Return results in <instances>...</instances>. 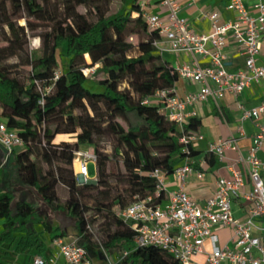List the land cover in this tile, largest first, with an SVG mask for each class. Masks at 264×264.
Masks as SVG:
<instances>
[{"label": "trees", "instance_id": "obj_1", "mask_svg": "<svg viewBox=\"0 0 264 264\" xmlns=\"http://www.w3.org/2000/svg\"><path fill=\"white\" fill-rule=\"evenodd\" d=\"M141 1L121 0L120 9L106 16L103 6L108 0H0V8L9 4L14 19L21 18L23 9L51 24L39 37L41 55L26 60L31 72L24 83L12 76L5 62L22 51L27 24L16 26L8 17L4 19L11 37L0 48V123L23 141V148L11 153L18 181L53 212L73 220L85 251L127 252L121 264H179L159 248L134 247L130 223L116 216L137 199L151 197V205L161 203L163 192L156 196L157 182L151 175L155 171L172 174L175 159L195 155L190 144L188 152H182L179 139L195 134L200 125L191 118L181 133L159 112V106L145 103L157 91L172 88L179 77L161 59L154 45L159 36L140 17ZM80 6L85 13L77 11ZM91 15L93 21L88 18ZM131 36L138 38L136 45L127 40ZM94 66V73L84 76L82 70ZM102 135L114 141L112 157H121L124 174L116 176L114 184L107 173L111 156L94 140ZM59 136L71 139L58 141ZM84 146L92 147L96 157L94 184L77 182L74 153ZM58 185L67 190L64 200L56 194ZM13 199L9 191L0 194L4 221L0 247L9 246L14 234L22 233L16 251L41 253L43 234L53 235L52 239L65 236L27 201H17L12 210ZM36 226L42 231L37 232Z\"/></svg>", "mask_w": 264, "mask_h": 264}, {"label": "built area", "instance_id": "obj_2", "mask_svg": "<svg viewBox=\"0 0 264 264\" xmlns=\"http://www.w3.org/2000/svg\"><path fill=\"white\" fill-rule=\"evenodd\" d=\"M144 0L139 4L140 17L149 31L157 32L159 40L164 38L173 52H186L191 56L200 55L209 59V67L201 68L196 63L175 69L178 77L189 79L201 85L195 94L179 98L173 87L157 91L145 103L159 106V112L175 124L180 132L189 118L195 113H185V106L211 99L216 101L224 94L239 96L251 83L264 79V64H258V57L264 45V0H257L253 6L255 12L245 10L241 0H230L227 10L235 13L232 21L219 23L218 13L208 15L211 31L207 34H195L189 23L179 17V6L176 0H162L167 11L165 19L143 12ZM137 16V15H134ZM232 40L244 57V68L230 72L226 69L224 48ZM158 42V41H157ZM157 42L154 45L157 48ZM96 66L82 70L84 76L92 75ZM57 78V73L55 75ZM49 88H46V92ZM41 103V102H40ZM240 121H251L255 133L245 155L237 145V139L230 135L220 138L208 146V153L220 161L227 151H234L238 158L235 164H241L242 170L231 166L229 178H219L213 194L202 203L194 200L184 189L185 179L193 172L189 158L174 169L173 173L179 182L178 188L169 193L165 201L151 205L152 198L134 200L125 209L117 211L116 216L130 223V242L134 247L153 246L168 253L179 264H264V162L258 153L264 148V101L258 106L246 109L239 106ZM241 133V128H239ZM195 140L194 136L182 135L179 142L182 152L187 153L186 145ZM0 146L7 152L23 148V141L18 135L0 123ZM96 162L93 150H78L74 153L73 165L78 166L76 177L78 184H94L88 179L89 163ZM156 196L163 192L164 175L155 171ZM199 178L202 177L197 172ZM245 178L249 189L244 190ZM244 201L248 204L243 219L234 218L232 203ZM230 228L232 231L231 246L218 245L215 235L217 229ZM93 241L99 244L93 230L88 227ZM208 241L211 250L204 251ZM52 254L43 258L34 257L29 264H57L61 259L65 264H91L85 249L76 240L68 241L64 237L51 240ZM105 254V251L100 248ZM205 254L203 263L195 261ZM127 255L123 252L122 258Z\"/></svg>", "mask_w": 264, "mask_h": 264}, {"label": "crops", "instance_id": "obj_3", "mask_svg": "<svg viewBox=\"0 0 264 264\" xmlns=\"http://www.w3.org/2000/svg\"><path fill=\"white\" fill-rule=\"evenodd\" d=\"M144 1V7L142 9L144 13L157 15L161 19L166 18L167 11L161 4L162 0ZM229 1L230 0H176L179 6V17L185 19L189 23L191 31L195 34H207L211 31V24L208 18V15L211 13H218L219 23L232 21L235 18V13L227 10L226 7ZM241 2L247 12H255L253 6L257 3V0H241ZM157 43V49L161 59L174 69L183 65L192 67L195 63L201 68L210 66L208 58L200 55L191 56L186 52H173L170 49L169 43L164 38L158 40ZM224 54L226 56V69L228 71L234 72L244 68V57L239 47L232 40L227 41ZM257 63L264 64V45H262ZM200 87L201 85L198 83L179 77L173 89L176 95L183 99L187 95L197 93ZM262 101H264V79L256 83H251L237 97L226 93L221 99L216 101L207 99L203 102L185 106V113L190 114L194 112L195 116L193 118L200 122L195 134L188 133L189 136L195 137V140L190 143L191 149L195 152V155L189 158L193 167V172L186 177L184 183V189L187 194L197 202L202 203L213 194L216 189V182L219 178H229L231 176V166L242 170L241 164H235L238 158L236 152L227 151L225 153V158L220 161L214 155L208 153L209 144L217 139L232 135L237 139V145L241 154L245 155L246 150L251 145V138L255 133V128L249 120L240 121L241 112L239 106L249 109L258 106ZM152 103L155 104V100H153ZM239 128H241L242 134L239 133ZM59 138L60 136L56 140H61ZM18 151L19 150H15L12 153ZM258 157L264 162V148L258 153ZM184 160L185 158L175 159L174 169L180 167L184 163ZM197 172L202 174L201 178L197 176ZM14 176H16V169L11 160V153H7L0 146V194L9 191L14 196L11 190L12 185H14L12 181ZM163 182V201H165L169 193L178 188L179 182L174 174L164 175ZM248 189L249 183L245 178L244 190L246 191ZM16 202H14L13 199L11 205L12 210H14V204ZM247 209L248 204L244 201L232 203V215L234 218L243 219L246 216ZM42 216L44 217L46 215ZM3 223L4 221L0 218V234L4 230ZM260 224H264V221L260 222ZM51 225L54 228H58L61 232H64V238L66 240H76L79 244L80 241L75 235V228L72 231H65L58 225ZM35 229L37 232L42 231L40 226H36ZM215 235L218 238L219 246H231L232 231L230 228L217 229ZM23 236L24 234L22 233H16L9 246L0 247V264H29L34 257L40 256L47 258L52 254L51 240L53 235L50 236L47 234L42 235L44 250L41 253H36L34 250L24 253L17 252V244ZM210 250L211 246L209 242L206 241L204 244V251L207 253ZM86 252L91 264H121L123 260L122 253L116 250L108 253L105 252L104 254L100 249L96 248ZM204 260L205 254L195 258V261L199 263H203ZM57 264L65 263L60 259Z\"/></svg>", "mask_w": 264, "mask_h": 264}, {"label": "rangeland", "instance_id": "obj_4", "mask_svg": "<svg viewBox=\"0 0 264 264\" xmlns=\"http://www.w3.org/2000/svg\"><path fill=\"white\" fill-rule=\"evenodd\" d=\"M121 0H108V4L103 6V10L105 11L106 16H110L116 13L121 7ZM84 7H77V11L79 13H85ZM58 13H62L61 8H59ZM11 9L9 4H4V8H0V48L7 46L5 39L11 37V34L7 27L5 26L4 19L8 17L16 26H26L25 34L26 38L23 42L22 51L16 52V54L6 60L7 67L10 68V72L12 76H16L22 82L27 83L31 72V66L26 64V60L30 61V57L40 56L41 55V47H42V37L45 33L49 31L50 22L37 20L33 16H30L25 10H21L19 14V19L11 17ZM90 21L94 20V16L91 15L88 17ZM33 29V30H30ZM130 43L136 45L138 38L136 36H131L127 39ZM35 52V53H34ZM85 61H88L85 58ZM97 67V66H96ZM96 69V68H95ZM96 77V76H95ZM102 76L100 75L99 78ZM96 79V78H95ZM124 86H121L123 89ZM91 114V112H89ZM72 137V136H71ZM59 139H71L70 137H60ZM95 143L97 141L99 149L111 156L110 161L107 165V173L109 174L111 179V183H115V177L118 175H123L124 170L121 164V157H112V150L114 147V141L111 137L107 135H102L94 138ZM80 150H93L92 147L84 146ZM88 168V179H94L96 176V167L94 163H89L87 165ZM78 169V166H75V170ZM77 173V172H76ZM114 177V178H113ZM13 184L11 187L12 192L14 193V202L24 200L29 202L36 211L42 216L46 215L48 221L53 225H58L61 229L65 231H72L74 230L73 222L69 216L64 213H56L53 212L47 205L38 197V195L32 190L23 185L21 182H18L16 176L12 179ZM56 194L57 196L64 200L67 198L68 193L67 190L58 185L56 187ZM90 204V202H89ZM102 219L98 220V223H102Z\"/></svg>", "mask_w": 264, "mask_h": 264}]
</instances>
